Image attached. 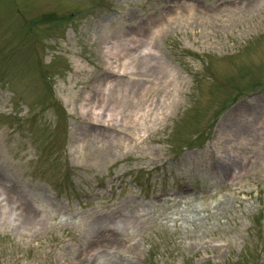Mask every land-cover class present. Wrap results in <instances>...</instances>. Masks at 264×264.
I'll use <instances>...</instances> for the list:
<instances>
[{
  "label": "rangeland",
  "instance_id": "374dc122",
  "mask_svg": "<svg viewBox=\"0 0 264 264\" xmlns=\"http://www.w3.org/2000/svg\"><path fill=\"white\" fill-rule=\"evenodd\" d=\"M0 264H264V0H0Z\"/></svg>",
  "mask_w": 264,
  "mask_h": 264
},
{
  "label": "bare ground",
  "instance_id": "6f19581e",
  "mask_svg": "<svg viewBox=\"0 0 264 264\" xmlns=\"http://www.w3.org/2000/svg\"><path fill=\"white\" fill-rule=\"evenodd\" d=\"M159 29H154V32L157 31ZM146 31V29H145ZM151 36L148 37L147 40H151L152 37L150 38ZM122 67H124V63L121 64ZM118 69H121V68H118ZM123 70H118L116 72V76L118 77H122V72ZM103 72V76H102V79L100 81V86L101 88H99L98 90H96L93 94L91 92L90 93H87L84 97H82V101L83 103L80 104V111H82L81 113L83 115H87L90 117L91 121H92V125L95 124V123H100V122H106V124L108 123V120L109 119H105L103 120L104 118V114L102 113H99L100 111V108H101V104H105V100L107 99V95L106 92L110 90V86L112 83L111 81H108V79H111V76H112V73L110 72L109 73V70L107 68L103 69L102 70ZM108 77V78H107ZM118 100V105H119V102L121 99H116ZM83 105H89L91 106L90 107V110L88 112H83ZM104 113L105 114H108V112H106V110H104ZM107 117H110L109 115H107ZM97 125H101L103 126L102 124H96L95 126ZM186 194V192H184L182 195ZM28 208L27 207H23V211L27 210ZM29 210V209H28Z\"/></svg>",
  "mask_w": 264,
  "mask_h": 264
}]
</instances>
